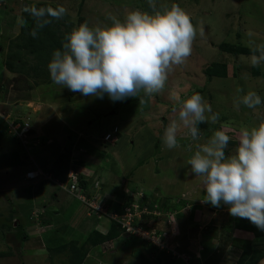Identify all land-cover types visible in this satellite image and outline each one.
<instances>
[{
	"label": "rangeland",
	"instance_id": "374dc122",
	"mask_svg": "<svg viewBox=\"0 0 264 264\" xmlns=\"http://www.w3.org/2000/svg\"><path fill=\"white\" fill-rule=\"evenodd\" d=\"M41 3L66 7L68 13L64 17L72 23V28L85 20L90 25L110 23L107 19L109 14L122 19L133 9L153 11L148 0H0V116L24 120L29 128L35 129L37 138L47 143L35 146L32 140V144L26 145L5 131L3 136L0 135V156L16 151L24 158L22 152L31 146L36 166L53 174L55 169L67 166L72 146H81L76 148V153L87 157L85 165L91 167V177H100L98 188L91 183L87 185L88 192L99 194L100 198L90 202L95 209L116 206L122 211L123 200L131 193H125L124 186L141 191L137 193L141 196L139 201L133 200L131 203L137 205L138 210L152 215L157 212L156 205L160 206L157 227L162 229V234H152L148 238L150 231L144 229L145 237H129L130 233L124 230L119 233V238L114 239L115 242L112 240V244L109 243L108 249L101 245L92 246L82 264H161L154 262L155 254H149L146 250L148 242L160 249L166 243L169 248H173L175 242L179 245L182 243L186 252L174 250L179 253L177 255L173 251L177 255L174 264L192 263L194 246L197 247L195 257L203 261L207 257L203 250L205 252L207 247H202L201 243L199 245L203 240L201 230L214 221L210 225L211 231H219L220 224L229 218V211L223 203L213 207L203 202L205 192L202 178L194 176L187 161L196 143L205 142L221 128L231 137L226 155L233 153L238 146L240 128L255 126L264 119V103L256 109L242 104L236 106V101L249 90L256 91L264 101V64L259 67L250 65V38L246 35L251 30V39L257 44L264 43V0H156L157 8L178 3L185 9L197 29V36L187 62L175 68L164 90L143 105L139 104L138 97L113 102L107 94L101 99L83 96L67 87L61 88L52 82L48 66L38 75L25 73L15 76L8 71L4 65L5 56L10 40L20 34L18 20L22 9L25 5ZM200 29H203V35H200ZM224 41L239 44L240 52L220 50L219 45ZM214 61L225 64V77L204 74L205 67ZM27 62L34 64L35 60L28 58ZM193 92L202 94L211 104L213 112L219 114V120L216 124H200L201 139L196 142L190 141L187 130L182 128L178 133L180 147L169 150L162 142L165 128L171 120L178 119L180 101ZM174 96L178 99L174 100ZM13 99L17 100L12 102ZM174 108L176 111H173ZM112 125H117L119 129L116 143L108 149L99 150L100 155L90 151L94 157H88L89 143L102 147L100 137L105 131H110ZM189 144L192 145L191 151ZM56 158L61 163L60 169L56 163L48 166ZM4 165L0 161V264H70V250L59 253L58 247L68 248L75 242L73 240L84 241L95 227L107 228L109 222L106 218L101 217L98 221L95 210L88 212L85 203L61 186H56L55 182L42 176L23 182L20 174H23L26 166L7 168ZM29 183L37 185L29 187ZM112 198L116 199L112 201ZM141 198H146V206L141 207ZM164 203L169 205L168 208ZM43 205L47 210L42 209ZM61 205L64 209L58 210ZM174 205L180 207L176 210ZM36 212H41L43 219L52 221L58 213L63 219L59 218L60 223L55 225L57 229L52 225V230L48 227L47 232H42V228H39L42 217ZM170 212L180 213L179 218L171 216ZM92 214V217L88 216ZM19 226L26 229L30 238L28 242L18 239V232H22ZM195 234L197 239H193ZM234 235L248 241L249 235L243 230L235 229ZM179 237H183L180 242ZM127 238L131 239L127 241ZM250 242L253 249L264 252V231L263 236L253 237ZM203 244L208 246V242ZM235 246L238 247V244ZM164 249L173 253L171 249ZM231 249L233 254H229L228 260L234 263L239 249L237 254L233 247ZM211 256L206 258L205 264L217 262ZM256 264H264V255Z\"/></svg>",
	"mask_w": 264,
	"mask_h": 264
},
{
	"label": "clouds",
	"instance_id": "9594fccd",
	"mask_svg": "<svg viewBox=\"0 0 264 264\" xmlns=\"http://www.w3.org/2000/svg\"><path fill=\"white\" fill-rule=\"evenodd\" d=\"M148 4L153 9L152 12L133 9L122 19L109 14L107 19L110 23L90 25L85 20L73 27L66 34L61 48L53 51L48 63L52 82L86 97L102 99L107 94L113 102L138 97L140 105L162 92L170 73L184 65L191 55L197 29L190 14L178 3H172L170 6L160 5L159 8L156 0H148ZM22 11L31 17L33 26L29 35L33 38H37L40 30L52 23V20H59L68 13V9L63 5L55 7L25 5ZM18 23L22 27H27L29 22L21 16ZM200 35H203V29H200ZM246 35L250 38L248 41L251 51L250 65L259 67L264 64V43L257 44L252 40L251 30ZM173 99L178 98L174 96ZM262 103L264 101L261 96L256 91L249 90L236 101V106L242 104L249 109H256ZM218 120L219 114L213 112L211 104L201 93L193 92L180 101L178 119L171 120L167 125L162 142L169 150L180 147L178 133L182 128L187 130V138L190 141H199L201 139L199 125L216 124ZM113 129L114 132L119 130L117 125ZM33 137L35 146L38 143L47 144L46 141H40L36 135ZM100 139L102 147L93 145V142L89 143L91 146H88V157H94L93 153L100 155L99 150L108 149L118 140L116 134L106 132ZM230 139V135L222 128L214 131L205 142L195 144V150L187 164L191 166L194 176L202 178L205 192L203 202L210 203L213 207H219L223 203L228 206L230 215L247 219L264 231V119L252 127L242 126L238 146L233 153L226 155L225 150ZM79 147L81 146L71 148L64 178L58 177L54 172L51 176L63 182L65 184L63 189L86 204L77 195H82L87 202L100 198L99 194L87 191V185L90 183L95 188L100 186L98 182L100 177L97 179L96 175L91 177L92 172L89 171L91 167L81 165L82 161L87 162V157L83 158L76 153V148ZM191 150L192 145L189 144V151ZM24 163L30 165L25 161ZM75 164L85 172L80 174L73 168ZM35 165L31 163L33 167L30 169H34ZM26 170L28 169L24 172ZM70 170L76 174L75 192L69 191L71 179L67 178V174ZM44 172L50 174L51 171ZM80 175L82 180L86 181L85 187L80 185ZM123 188L125 193L131 191L128 195L138 202L141 197L138 194L141 191L125 186ZM133 205L135 204L131 205L132 210ZM173 207L177 210L180 206ZM104 210L107 211L106 206ZM107 213L111 212H106L103 217L113 220ZM152 214L158 216L161 212ZM169 214L174 215L172 212Z\"/></svg>",
	"mask_w": 264,
	"mask_h": 264
},
{
	"label": "trees",
	"instance_id": "16d2710c",
	"mask_svg": "<svg viewBox=\"0 0 264 264\" xmlns=\"http://www.w3.org/2000/svg\"><path fill=\"white\" fill-rule=\"evenodd\" d=\"M50 4H46V3H41L39 5L36 6H48ZM52 6V5H51ZM55 7V6H53ZM23 16L26 20H28V26L27 27H22L20 26V34H18L17 38L10 40L9 43V49L8 52L5 56V61H4V65L6 67V69L12 73H14V75L16 76V74L19 76L20 74H24L25 73L28 75V73H33V75H38L41 74L42 70L45 68V66H48V63L52 57V53L55 49L61 48L62 46V41L65 40L66 34H68L71 29H72V23L69 22L65 17L59 19V20H52V23H50L49 25L45 26L43 29L40 30L39 35L37 38H33L31 35H29V31L30 28L33 26V22L31 20V17L28 16L27 13L22 12L20 17ZM82 21V18L79 19V22ZM63 28V29H62ZM241 46L239 44H235V43H230V42H226L224 41V43H221L219 45L220 50H228L230 53H235V52H240L239 48ZM28 58H33L35 60L34 64H28L27 59ZM17 60H19L18 62H16ZM219 66H221L220 70H219ZM204 74L207 76H218V77H225L227 72L225 71V64H220L219 61H214L209 63L205 69H204ZM17 100V99H16ZM13 99L12 102L16 101ZM116 110H114L115 112ZM17 119V118H16ZM17 120H21V119H17ZM6 127L7 124L4 121V119L0 116V135L3 136L6 132ZM115 127V125L111 126L110 131H105L106 133H114V134H118L119 130H116V132H114L113 128ZM29 137L31 138V140H34L33 135H35V129L33 130L32 128L29 130L28 132ZM40 141H43L42 138L40 139ZM44 142V141H43ZM107 146H109V144H107ZM32 148V147H31ZM30 153H31V149H30ZM1 157V156H0ZM2 162H4V166L8 167H13V166H25L27 168L25 169H30L31 167V163L25 164L24 160L21 159V155H19L16 151L15 152H11V154L9 153L8 155H3L0 158ZM57 159V158H56ZM54 160V162H52L50 165L48 164V166H54V164L56 163L57 168L60 169V161ZM59 161V163H58ZM85 161H82L83 166L85 165ZM80 164V163H79ZM47 166V165H46ZM67 166L62 167V169L60 170H56L54 171L55 175H57L58 177L64 178V175L67 171ZM89 167V166H87ZM73 168L78 170L80 174H83L85 172V170L81 167H78V164L73 165ZM79 181H80V185H82L83 187L86 186V181L82 180V175L79 176ZM122 198V197H121ZM53 199V198H50ZM142 202L141 203V207L146 206L145 203H147L146 198H141ZM148 199V198H147ZM47 200V199H45ZM134 199L130 196L127 195L125 196V199L123 200L124 203L121 206L122 211H119L118 208L116 206H106L107 211L106 212H116L118 214L123 213L124 209H129L130 211H132V207L130 206L132 201ZM139 201V200H138ZM112 202V201H111ZM114 203V202H113ZM148 204V203H147ZM85 206L88 208V212L92 211L93 209L90 208L87 204H85ZM165 208H168L169 205H167V203H164ZM64 209V206L61 205L60 207H58V210L60 209ZM156 211L160 212V206L156 205ZM47 212V211H46ZM106 212L103 213H99L100 217H97V220H101V217L106 215ZM125 212V211H124ZM165 212V210H164ZM37 213V212H36ZM42 217V226L44 227L45 230L42 232H47L48 227L51 229L52 225L55 229H57V227H55L56 224L60 223V217L61 214L58 213V215L52 219L53 222L48 218V219H43V216L40 213H37ZM179 214H175L176 217L179 218ZM94 214L92 215H88L90 217H92ZM61 219H63L61 217ZM160 217L156 216L154 214H148L147 212L143 213L141 215V217L139 218H135L134 221L132 222V226L135 227H141L142 229L145 230H149L151 231L152 229L155 230V234L159 235L162 233V229H159L157 227L158 225V221H159ZM156 220V221H154ZM65 221V220H64ZM108 226L105 230L99 229V228H93L90 230V232L88 233L87 237L84 239V241L80 242L77 240H73L75 242H72V245L69 246L68 248L66 246H61L62 248L58 247L57 251L59 253L64 252L65 250H70L71 252V257H70V264H82V262L84 261L87 253L89 252L90 248H92V246H97V245H101V246H105L106 249L107 246H109L112 240L119 238L121 235L119 234L120 232L123 233L124 228H122L121 223L116 221V220H108ZM222 222V221H221ZM214 223V221H212L211 223H209L208 225H206L203 229H202V237H207V235H209L211 238L213 237H219L217 235V231H211L212 229L210 228V225ZM40 224V223H39ZM68 225V221L65 223V227H67ZM40 226V225H39ZM185 226V225H184ZM19 228L21 229V233L18 232V239H24L26 242H28V240H30L29 235L26 232V229L22 226H19ZM183 228V226H182ZM228 229L229 232H231L229 235H227L224 237H221L220 241H230L232 242V240H234L235 243L238 244V246L241 248V254L239 256V258L236 261V264H256L260 257L264 255V252L261 250H255L252 248L251 244L252 242H250V240L253 237H261L263 236V231L258 229L254 224H252L249 220L247 219H243V218H239V217H234V216H230L226 222H223V224H221L220 226V230L221 232H224L225 229ZM216 229H218V227L216 226ZM235 229L237 230H243L244 232H246L249 237H248V241H245L243 238H239L236 237L234 235H231L233 233V230L235 232ZM0 230H2V228H0ZM52 230V229H51ZM129 237H133L135 236V234H129ZM196 237V234L194 235V238ZM180 238L181 241L183 240V237H179V242H180ZM193 238V239H194ZM33 240L35 238H32ZM131 238H127L126 240L128 241ZM250 239V240H249ZM203 240H201V244H203ZM146 244V243H145ZM167 245H169L168 243H166ZM176 244V245H175ZM86 246V247H85ZM172 246V245H171ZM205 246V248L207 247V245L203 244V247ZM174 248V250L179 252V249H182L180 252H186L183 248H182V243L175 242L172 246ZM197 247L194 246L193 249V256L191 259L192 263L189 264H201V260L197 259L195 257V251H196ZM146 250L149 251V254H155L154 257V262L160 263L161 264H174L175 262V257L177 258L176 254L173 253H169L167 251H165L164 248H159L158 246L148 242V247L146 248ZM139 253V252H138ZM179 254V253H177ZM150 257V255H149ZM151 258V257H150ZM152 259V258H151Z\"/></svg>",
	"mask_w": 264,
	"mask_h": 264
},
{
	"label": "built area",
	"instance_id": "2783aa9c",
	"mask_svg": "<svg viewBox=\"0 0 264 264\" xmlns=\"http://www.w3.org/2000/svg\"><path fill=\"white\" fill-rule=\"evenodd\" d=\"M1 117L4 119V121L7 124L6 132L9 135L13 136L17 141L21 140V143H26V145L32 144V140L28 134V132L31 128L28 127L27 122H23L24 120H22V119L17 120L20 118L16 119V117H12V118H5L3 116H1ZM22 136L24 139H22ZM27 136H28V138H27ZM106 136H108V134H106ZM30 149H31V146H27V149L24 150V152H22V155L24 156V158L22 156H21V158L25 162H30V163H33V165H35V163L32 159V155L30 153ZM39 176H42L45 179L51 180L52 182H55L57 185H59L61 187L65 186V184L63 182L59 181L57 178H54L53 176H51V174L40 170L36 165H35L34 169H28L24 172V179H27V180H34ZM67 178L71 179L69 191L75 192L77 189L76 174L72 170H70L67 174ZM77 197L79 199H81L82 201H85L86 204H88L89 206H91L97 212V214L99 212L105 213V210L95 209V207H93L90 204V202H87L82 195H77ZM133 208L134 209L132 211H130L129 209L126 208L125 209L126 211L124 213H122L121 215L120 214L117 215V213L111 212L110 214L107 213L108 214L107 216L113 220L120 222L122 228H124L126 233L129 232L130 234H133V235L135 234L136 236L142 235L145 237L146 234H145V232H143L144 229H142L141 227L132 226V222L134 221V219L136 217L137 218L141 217V215L143 213H145V210H138L137 205H133ZM152 234L155 236L154 230L150 231V233H148L149 236H147V237L151 238ZM142 236H140V237H142ZM164 247L167 249H171L172 252L174 251V249L169 248V246L167 244H165V246H162L161 248H164ZM174 252L176 253V251H174ZM174 252H173V254H174Z\"/></svg>",
	"mask_w": 264,
	"mask_h": 264
},
{
	"label": "crops",
	"instance_id": "0c3cea01",
	"mask_svg": "<svg viewBox=\"0 0 264 264\" xmlns=\"http://www.w3.org/2000/svg\"><path fill=\"white\" fill-rule=\"evenodd\" d=\"M21 175V177H22V174H20ZM22 181L23 182H27L25 179H23V177H22ZM141 184V183H140ZM27 185V184H26ZM37 185V183H35V184H31V183H29V187H34V186H36ZM142 187V186H141ZM138 190H140V189H138ZM58 195H57V193H55V197H57ZM102 199H104V198H102ZM107 199H111V198H107ZM113 200H115L116 198H112ZM47 201V200H46ZM180 201V200H179ZM181 202V201H180ZM47 203H49V202H47ZM177 203H179L178 201H177ZM50 204V203H49ZM176 206V205H175ZM33 207H31V209H32ZM42 209H46V205H43L42 206ZM47 210V209H46ZM36 211V210H35ZM43 212V211H42ZM175 215V214H174ZM176 216V215H175ZM230 216H232V215H230L229 214V217ZM194 219V218H193ZM33 221H34V218L32 219ZM196 221V220H195ZM223 222H226V220L225 221H223ZM223 222H222V224H223ZM35 223V222H34ZM33 223V224H34ZM220 226H221V224H220ZM38 227V226H37ZM39 228H42V229H40V230H42V231H44L45 230V228L44 227H39ZM102 230H105V229H103L102 228ZM202 231V230H201ZM165 232V231H164ZM163 233V232H162ZM161 233V234H162ZM202 233V232H201ZM226 233H227V235H229L231 232H229L228 231V229L226 228L225 230H224V232H221V230H219V231H217V235L219 236V237H214V239H212L209 235H207V237H203V241L206 243V242H208V246H207V250H205V252H204V250H203V253H204V255H206L207 257L206 258H208L209 259V256L210 257H212L211 255H213V258H215L216 260H217V262L215 263V264H227V263H229V264H236V261L234 262V263H232V261L231 260H228V257H230L229 256V254L231 253V254H233V251H232V249H231V247H233V250L234 251H236V254H237V252H238V249H239V254H238V256H237V259L239 258V256H240V254H241V249H240V247L238 246H235V242H234V240H232V242H229V241H220L221 240V237H224V236H226ZM235 234V232H234V230H233V233L231 234V235H234ZM224 235V236H223ZM201 236H202V234H201ZM235 236V235H234ZM242 238H244V237H242ZM188 240H190L189 238H187ZM194 239H197V237H195ZM255 239V238H254ZM112 242V241H111ZM113 242H115L114 240H113ZM112 244V243H111ZM199 245H200V243H199ZM202 247H203V244H202ZM215 254V255H214ZM206 258L203 260V261H201V264H205L204 262H205V260H206ZM197 259H200V257L198 258V256H197Z\"/></svg>",
	"mask_w": 264,
	"mask_h": 264
},
{
	"label": "water",
	"instance_id": "95a60500",
	"mask_svg": "<svg viewBox=\"0 0 264 264\" xmlns=\"http://www.w3.org/2000/svg\"><path fill=\"white\" fill-rule=\"evenodd\" d=\"M114 113V111L111 112V114Z\"/></svg>",
	"mask_w": 264,
	"mask_h": 264
}]
</instances>
